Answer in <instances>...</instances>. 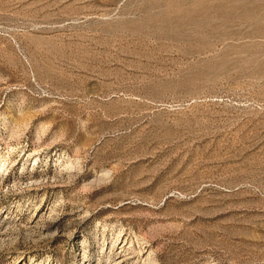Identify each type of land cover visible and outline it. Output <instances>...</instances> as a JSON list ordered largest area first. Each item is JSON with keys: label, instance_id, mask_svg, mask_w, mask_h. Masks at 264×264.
<instances>
[{"label": "rangeland", "instance_id": "rangeland-1", "mask_svg": "<svg viewBox=\"0 0 264 264\" xmlns=\"http://www.w3.org/2000/svg\"><path fill=\"white\" fill-rule=\"evenodd\" d=\"M0 264H264V0H0Z\"/></svg>", "mask_w": 264, "mask_h": 264}]
</instances>
